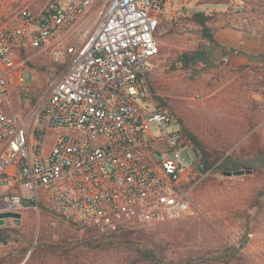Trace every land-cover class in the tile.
I'll return each instance as SVG.
<instances>
[{"label": "built area", "instance_id": "built-area-1", "mask_svg": "<svg viewBox=\"0 0 264 264\" xmlns=\"http://www.w3.org/2000/svg\"><path fill=\"white\" fill-rule=\"evenodd\" d=\"M168 2L49 0L0 26V212L46 203L107 233L190 211L199 156L151 78ZM40 57L55 70L38 92Z\"/></svg>", "mask_w": 264, "mask_h": 264}, {"label": "rangeland", "instance_id": "rangeland-1", "mask_svg": "<svg viewBox=\"0 0 264 264\" xmlns=\"http://www.w3.org/2000/svg\"><path fill=\"white\" fill-rule=\"evenodd\" d=\"M194 1L210 15L213 35L220 28L245 33L248 47L242 44L238 56L246 59L224 61L221 50L182 67L178 60L184 51L206 54L214 40L202 36V25L185 9L190 5L176 15L167 6L151 73L154 89L174 116L171 129L183 122L218 158L215 165L232 154L242 162L240 169L252 171L227 175L213 167L199 176L184 217L137 226L133 237L141 242L137 246L155 248L164 263L203 264L195 261L236 246L234 257L215 264H264V156L259 154L260 147L264 150V0ZM48 2L0 0V26L18 10L42 11ZM54 70L49 57L34 58L27 80L41 92ZM183 156L186 161L196 157L192 148ZM1 227L7 240H0V264H154L142 262L130 246L88 244L82 234L99 229L67 223L46 203L25 209L20 219L7 218Z\"/></svg>", "mask_w": 264, "mask_h": 264}, {"label": "trees", "instance_id": "trees-1", "mask_svg": "<svg viewBox=\"0 0 264 264\" xmlns=\"http://www.w3.org/2000/svg\"><path fill=\"white\" fill-rule=\"evenodd\" d=\"M193 19L198 21L202 25L201 34L204 38H208L213 40L212 27L207 24V21L211 19L210 15L206 14V12H196L193 14ZM203 51L201 49L195 51H184L181 56H179V62L182 67L188 68L191 65L200 60L204 61ZM155 91V89H154ZM156 92V91H155ZM157 99L160 101L162 106L167 107V103L164 99L157 95ZM181 130L187 135L190 139L192 145L194 146L195 151H197L199 156V173L203 175L211 170L213 167H218V169L225 171L239 170L242 166V162L239 161L238 158L233 157L232 154L226 155L220 163L217 165L216 162L218 158H212L211 153H209L205 148L203 143L192 133L190 132L185 124L181 122L180 125ZM259 154L264 156V150L260 147ZM135 228V227H133ZM133 228H120L118 230L112 232H103L101 230H88V232L83 233V237L88 242V244H93L95 247L99 248H111L115 245H126L130 246L131 250L136 251L139 259L144 263H154L156 264H169L164 263L161 257L157 256L155 248L149 245H136L141 242L136 243L135 238L133 237V233L135 230ZM3 228H0V240L6 241V235ZM135 243V244H134ZM135 246V247H134ZM239 252V249L236 246H230L221 251L215 252L210 257H202L201 259H197L195 262H202L203 264H215L220 262H227L230 258L234 257L236 253Z\"/></svg>", "mask_w": 264, "mask_h": 264}, {"label": "crops", "instance_id": "crops-1", "mask_svg": "<svg viewBox=\"0 0 264 264\" xmlns=\"http://www.w3.org/2000/svg\"><path fill=\"white\" fill-rule=\"evenodd\" d=\"M175 1H177V5L175 6ZM192 8H185L186 10L190 9V12H188L192 15L196 12H203L205 11L204 8H202L201 3H197V1L194 0H169L168 5L170 7V13L173 14H180L184 11V6H189ZM167 12V10H166ZM196 22V21H194ZM199 24V23H198ZM210 25H213L211 23H208ZM213 50L208 51L206 54L204 53V58H207L209 56H212L213 54H217L221 52V50H224L225 54L230 55V59H240L245 60L246 58H240L238 56V52L242 49V44L248 47V37L245 35L243 31L237 30V29H228V28H220L215 31L213 35ZM206 43H209L206 41ZM247 49V48H246ZM212 52V53H211Z\"/></svg>", "mask_w": 264, "mask_h": 264}, {"label": "water", "instance_id": "water-1", "mask_svg": "<svg viewBox=\"0 0 264 264\" xmlns=\"http://www.w3.org/2000/svg\"><path fill=\"white\" fill-rule=\"evenodd\" d=\"M251 168H247L246 170H234V171H225L227 175L231 174H242L244 172H251ZM22 217V212H14V211H4L0 212V225L5 223V220L7 218H15V219H20Z\"/></svg>", "mask_w": 264, "mask_h": 264}]
</instances>
